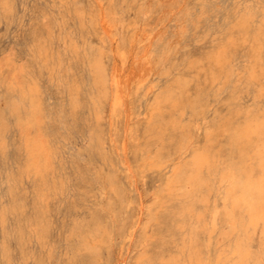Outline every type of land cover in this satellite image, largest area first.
Returning <instances> with one entry per match:
<instances>
[{
	"label": "rangeland",
	"instance_id": "1",
	"mask_svg": "<svg viewBox=\"0 0 264 264\" xmlns=\"http://www.w3.org/2000/svg\"><path fill=\"white\" fill-rule=\"evenodd\" d=\"M0 112V264H238L237 241L264 264L262 223L226 222L220 179L239 156L263 176L264 125L249 148L231 133L264 123V0H0ZM200 150L215 168L191 191L173 177Z\"/></svg>",
	"mask_w": 264,
	"mask_h": 264
},
{
	"label": "bare ground",
	"instance_id": "2",
	"mask_svg": "<svg viewBox=\"0 0 264 264\" xmlns=\"http://www.w3.org/2000/svg\"><path fill=\"white\" fill-rule=\"evenodd\" d=\"M22 1V0H21ZM12 2H13V0H12ZM14 4V3H13ZM13 4H11V5H13ZM4 5H6V4H4ZM83 6V5H82ZM248 6V5H247ZM249 7V6H248ZM5 9V8H4ZM7 10H9V9H7ZM6 13V12H5ZM4 13V14H5ZM12 13V12H11ZM8 14V13H7ZM10 14V13H9ZM5 15H3V17H4ZM7 16V15H6ZM9 16V15H8ZM11 17V16H10ZM3 19V18H2ZM5 20H8V19H5ZM13 19L11 18L10 19V21H12ZM262 21V20H261ZM75 23V22H74ZM254 24V23H253ZM90 25H91V22H90ZM76 26V25H75ZM84 27V26H83ZM222 27H223V25H222ZM254 29V28H253ZM83 30V29H82ZM257 31V30H256ZM86 32V31H85ZM262 36V35H261ZM251 38H253V37H251ZM110 39V38H109ZM254 39V38H253ZM86 40V39H85ZM111 40V39H110ZM65 42V41H64ZM50 43V42H49ZM85 43V42H84ZM84 46H85V44H84ZM94 46V45H93ZM47 48V47H46ZM45 54V53H44ZM142 54V53H141ZM90 58V57H89ZM46 62H47V59H46ZM87 62V61H86ZM89 62V61H88ZM90 63V66H91V68H92V71H93V75H96V79L97 80H99L98 81V83L100 82V83H102L101 82V80H102V77H103V71H102V66H101V64H100V62H99V59L97 58V57H95V58H93L92 60H91V62H89ZM40 65V64H39ZM55 65V64H54ZM42 66V65H41ZM54 68H55V66H53ZM61 67V66H60ZM56 70V69H55ZM61 69L59 68V70H57V71H60ZM105 70V69H104ZM88 71V70H87ZM232 71V70H231ZM66 74V73H65ZM87 74H89V72L87 73ZM58 75V74H57ZM56 75V76H57ZM86 76H88V75H86ZM67 77V76H66ZM85 77V76H84ZM89 77V76H88ZM59 78V77H58ZM108 77H107V75L105 76V78H104V80L105 81H107L108 79H107ZM69 79V78H68ZM67 79V80H68ZM82 79V78H81ZM88 79V78H87ZM89 80V79H88ZM103 80V81H104ZM60 81V80H59ZM85 81V80H84ZM83 81V82H84ZM90 81V80H89ZM113 81V80H112ZM63 82H65V81H63ZM86 83V82H85ZM95 83H97V82H95ZM104 83V82H103ZM102 83V85H105V83L103 84ZM87 84V83H86ZM89 84H91V83H89ZM110 84H111V82H110ZM120 85V84H119ZM64 86H65V84H64ZM83 86V85H82ZM93 87L95 86V84L94 85H92ZM99 86H100V84H99ZM66 87V86H65ZM96 87H98V86H96ZM109 87H110V85H109ZM117 87H118V85H117ZM25 88V87H24ZM89 88V87H88ZM95 88V87H94ZM101 88V87H100ZM111 88V87H110ZM109 88V89H110ZM91 89V88H90ZM95 89H97V88H95ZM103 89H105V88H102V90ZM21 90V89H20ZM87 90V89H86ZM94 91V90H93ZM99 91L100 90H98V94H99ZM23 92V91H22ZM72 92V91H71ZM78 92V91H77ZM89 92V91H88ZM87 92V93H88ZM105 92V91H104ZM103 92V93H104ZM109 92H110V90H109ZM227 92V91H226ZM19 93L21 94V101H22V103H23V101L24 100H26V99H28L29 100V104H30V112H28L29 114L27 115L28 116V119H31V118H33L34 116L35 117H37L36 115L38 114V111H39V105L36 103V101H35V99H34V92H33V90L32 89H29L28 90V92H23V93H21L20 91H19ZM37 93V92H36ZM69 93V92H68ZM90 93L92 94V92L90 91ZM96 93V94H97ZM72 94V93H71ZM90 94V95H91ZM102 94V93H101ZM108 94V93H107ZM18 95V94H17ZM79 95V94H78ZM103 95H105L106 96V94H103ZM111 95V94H110ZM74 96H76V95H74ZM89 96V95H88ZM105 96H103V97H105ZM89 97H96V96H89ZM19 98V97H18ZM97 98H99L98 96H97ZM102 98V97H101ZM106 98V97H105ZM17 99V98H16ZM71 99V98H70ZM76 99H78V98H76ZM100 99V98H99ZM107 99V98H106ZM109 99H110V97H109ZM127 99V98H126ZM13 100V99H12ZM14 100H15V98H14ZM14 100H13V102L11 103V104H14ZM19 100V99H18ZM74 100V99H73ZM103 100H105V99H103ZM259 100V99H258ZM258 100H257V102H258ZM20 101V100H19ZM75 101H78V100H75ZM262 101V100H261ZM259 102L260 104L263 102ZM26 102H27V100H26ZM93 102H94V100H93ZM97 102V101H96ZM96 102H95V104H96ZM122 102V101H121ZM20 103V102H19ZM22 103H20V104H22ZM76 103V102H75ZM100 103H103V101L102 102H100ZM104 104H105V101H104ZM109 104V103H108ZM9 105V104H8ZM15 105V104H14ZM23 105V104H22ZM85 105V104H84ZM114 105V104H113ZM10 106V105H9ZM26 106V105H25ZM96 106H98V105H96ZM96 106H94L93 107V105H92V107H93V109L96 107ZM100 107H101V105H99ZM103 106V105H102ZM253 106V105H252ZM260 106V105H259ZM8 107V106H7ZM27 107V106H26ZM26 107H24V110H25V108ZM255 107V106H254ZM22 108H23V106H22ZM21 108V109H22ZM90 108V107H89ZM103 108V107H102ZM191 108H193V106L191 107ZM16 111L18 110V107H15L14 108ZM9 110H10V108H9ZM91 110V109H90ZM98 110H99V108H98ZM12 111V110H11ZM28 111V110H27ZM95 111H96V108H95ZM102 111V110H101ZM101 111H99V112H101ZM111 111H113L112 110V108H111ZM6 112V111H5ZM99 112H95V113H99ZM1 113V112H0ZM17 113V112H16ZM21 113V112H20ZM27 113V112H26ZM104 113V112H103ZM2 114V113H1ZM1 114H0V116H1ZM5 114V113H4ZM4 114H2L3 116H4ZM9 114H11V112L9 113ZM13 114V113H12ZM22 114H23V112H22ZM18 115H19V111H18ZM17 115V116H18ZM26 115V114H25ZM24 115V116H25ZM100 115V114H99ZM9 116H11V115H9ZM13 116V115H12ZM102 116V115H101ZM100 116V117H101ZM94 117V116H93ZM97 117V116H96ZM189 117V116H188ZM3 118V117H2ZM13 118V117H12ZM14 119V118H13ZM35 119V118H34ZM93 119V118H92ZM192 119V118H191ZM16 121V120H15ZM26 121V120H25ZM28 121V120H27ZM35 121V120H34ZM95 121V120H94ZM29 122V121H28ZM36 122V121H35ZM0 123H1V120H0ZM25 123V122H24ZM23 123V124H24ZM198 123V122H197ZM205 123V122H204ZM26 124V123H25ZM93 124V123H92ZM28 124H26L25 126H27ZM263 125H264V123L263 122H260L259 120H255V121H253V122H251V121H248V122H246L244 125H242V126H239V127H235V128H233L232 129V135H231V138L234 140V141H239V140H242L243 138H245L246 140H248V138H249V140L248 141H246V144H245V147H250L249 145H252V139H250V136L252 137V135L253 134H255V136H257L258 137V134L259 135H262V133H263ZM97 127H98V125H96ZM200 126V125H199ZM22 127V126H21ZM196 127H197V124H196ZM2 128V127H1ZM224 128V127H223ZM86 130H89V129H86ZM94 130V129H93ZM199 130V129H198ZM95 131V130H94ZM95 132H97V131H95ZM199 132V131H198ZM89 133V132H88ZM92 134H94V133H92ZM203 134V133H202ZM201 134V135H202ZM28 136V135H27ZM92 136V135H91ZM194 136V135H193ZM202 136H204V135H202ZM88 137V136H87ZM187 137V136H186ZM3 138V137H2ZM101 138V137H100ZM203 138V137H202ZM0 139H1V137H0ZM30 139V138H29ZM32 139V138H31ZM88 139V138H87ZM90 139H92V138H90ZM95 139V138H94ZM25 140H28V137L27 138H25ZM101 140V139H100ZM103 140V139H102ZM2 141V140H1ZM0 141V143L1 144H3L2 142ZM33 141V140H32ZM31 141V142H32ZM38 141V140H37ZM37 141H34V142H37ZM89 141V140H88ZM192 141V140H191ZM191 141H189V142H191ZM199 141H200V139H199ZM31 142H29V143H31ZM33 142V143H34ZM40 142V141H39ZM42 142V141H41ZM40 142V143H41ZM90 142V141H89ZM259 143H260V141H258ZM28 143V141H26V144ZM91 143H92V140H91ZM91 143H90V145H91ZM26 144H24L23 146H25ZM32 144V143H31ZM36 144V143H35ZM34 144V145H35ZM99 144V143H98ZM103 144V143H102ZM190 144V143H189ZM198 144V143H197ZM196 144V145H197ZM255 144H257V141H256V143ZM4 145V144H3ZM2 145V146H3ZM29 145V144H28ZM89 145V146H90ZM104 145V144H103ZM1 146V145H0ZM187 146V145H186ZM27 147V146H26ZM35 147L36 146H34L33 148H30L29 149V159H31V160H34L35 159V157L36 156H39L40 158H41V153H43V152H40V148L41 147H39V149L37 150V149H35ZM240 147L241 146H239L238 145V147H237V149H238V152H239V150H240ZM38 148V147H37ZM45 148V147H44ZM256 148H258V147H256ZM46 149V148H45ZM103 149V148H102ZM47 150V149H46ZM97 150V149H96ZM230 150V149H229ZM28 151V150H27ZM42 151V150H41ZM43 151H44V149H43ZM45 152V151H44ZM105 152V151H104ZM231 152H233V149H232V151ZM255 152V151H254ZM108 154V153H107ZM252 154H253V152H252ZM125 155V154H124ZM240 155V154H239ZM256 155H258V157L260 158L259 159V167L261 168V169H263V176H262V178L261 179H256V178H254V174H252L253 173V171L251 170V169H248L246 166H245V164H244V162H243V160L241 159V157L242 156H239V158L237 159L238 161L237 162H231V161H229L228 162V165H227V169H225V171H223L222 172V170H221V172H222V174L220 175V179H221V181H228V184H229V186L227 187V189L226 190H224L225 192V199H226V201L228 202V205H229V208H226L227 210H225L226 212H225V215H224V213H223V215L225 216V219H226V222L227 223H229V224H237V226H239L240 224H242L244 221H246V222H248V223H251V226H252V224H254V226H256L257 224L256 223H258L257 221H260L261 223H262V230H261V227L260 228H258V229H260L263 233H264V153H262L261 151L259 152V150L256 152ZM46 156V155H45ZM207 152L205 151V150H200V152H195L194 154H193V156L191 157V159H190V161L189 162H185V163H183V164H181V166L176 170V173H174L175 175H174V179H173V181H179V182H182V185L184 184V185H186V186H188V187H190L191 188V191H193V190H198V191H200L199 189L201 188V186L205 183V180H207L206 178H205V176H206V174H205V176H204V174H202L204 171H203V169H202V166L203 165H205L206 167L208 166L210 169L211 168H215V167H212V165H210L209 163H208V159H207ZM209 157V156H208ZM232 157H233V155H232ZM234 157H235V155H234ZM251 157V156H250ZM253 157V156H252ZM105 158V157H104ZM39 159V158H38ZM103 159V158H102ZM111 159V158H110ZM148 159V158H147ZM146 159V160H147ZM28 160V159H27ZM40 160V159H39ZM38 160V161H39ZM42 160H44L43 159V157H42ZM143 160V159H142ZM152 160V159H151ZM213 161H214V159H212ZM223 159H221V161H222ZM240 160H241V162H240ZM45 161V160H44ZM155 161H156V159H155ZM160 161V160H159ZM210 161H211V159H210ZM217 161H218V159H217ZM26 162V161H25ZM29 162V161H28ZM40 162V161H39ZM146 162V161H145ZM152 162H153V160H152ZM31 163H33V162H31ZM151 163V162H150ZM150 163H149V165H150ZM154 163V162H153ZM152 163V164H153ZM157 163V162H156ZM156 163H154V164H156ZM160 163V162H159ZM217 163V162H216ZM221 163H223V162H221ZM26 164V163H25ZM34 164V163H33ZM43 162H41V165L43 166ZM117 164V163H116ZM145 164V163H144ZM148 164V163H147ZM220 164V163H219ZM35 165V164H34ZM41 165H39V166H41ZM45 165V164H44ZM114 165V164H113ZM222 166H223V164H221ZM28 166V165H27ZM27 166H25V167H27ZM144 167H145V165H143ZM213 166H215V164L213 165ZM29 167V166H28ZM30 167H32L33 168V166H31L30 165ZM45 167V166H44ZM151 167H153V166H151ZM158 167V166H157ZM156 167V168H157ZM205 167V168H206ZM220 167V166H219ZM35 168H36V166H35ZM40 168H42L43 169V167H40ZM46 168V167H45ZM128 168V167H127ZM130 168V167H129ZM128 168V169H129ZM154 168V167H153ZM155 168V169H156ZM216 168H218V164H217V167ZM225 168V167H224ZM31 169V168H30ZM27 170H29V168H27ZM35 171H36V169H34ZM224 170V169H223ZM32 171V170H31ZM46 171V170H45ZM149 171H151V170H149ZM157 171V170H156ZM203 171V172H202ZM207 171V170H206ZM40 172V171H39ZM208 172V171H207ZM209 172H211V171H209ZM29 173V172H28ZM131 173V172H130ZM145 173V172H144ZM171 173V172H170ZM220 173V172H219ZM32 174V173H31ZM36 174H37V172H36ZM216 174V173H215ZM130 175V174H129ZM169 175V174H168ZM152 176V175H151ZM161 176V175H160ZM159 176V177H160ZM172 176V175H171ZM209 176V175H208ZM216 176V175H215ZM214 176V177H215ZM108 177V176H107ZM156 177V176H155ZM167 177V176H166ZM211 177H213V176H211ZM213 177V178H214ZM217 177V176H216ZM215 177V178H216ZM164 178V177H163ZM168 178H169V176H168ZM168 178H166V179H168ZM210 178V177H209ZM158 181V180H157ZM157 181H156V183H157ZM210 181V180H209ZM214 181V180H213ZM13 182V181H12ZM163 182V181H162ZM171 182V181H170ZM219 182V181H218ZM19 183V182H18ZM176 183V182H175ZM214 183H217V181L216 182H214ZM225 183V182H224ZM134 184V183H133ZM160 184H162V183H160ZM159 184V185H160ZM165 184V183H164ZM169 184V183H168ZM115 185H116V183H115ZM114 185V186H115ZM136 185V184H135ZM210 185V184H209ZM209 185H208V188H209ZM217 185H219L218 183H217ZM226 185V184H225ZM224 185V187L226 188V186ZM14 186V185H13ZM161 186V185H160ZM159 186V187H160ZM169 186V185H168ZM204 186V185H203ZM222 186V185H221ZM170 187V186H169ZM200 187V188H199ZM212 187V186H211ZM217 186H215V188H216ZM113 188V187H112ZM115 188V187H114ZM113 188V189H114ZM116 188H117V186H116ZM163 188V187H162ZM171 188V187H170ZM199 188V189H198ZM204 188H206L205 186H204ZM203 188V189H204ZM214 188V187H213ZM218 188V187H217ZM12 189V188H11ZM172 189V188H171ZM181 189H182V186H181ZM185 189V188H184ZM203 189H201V190H203ZM137 190V189H136ZM159 190H160V188H159ZM165 190H169L168 189V187H167V189L165 188ZM219 190V189H218ZM155 191V190H154ZM169 191H171V190H169ZM186 191H187V189H186ZM222 191V190H221ZM13 192V191H12ZM122 192V191H121ZM157 192H159V191H157ZM161 192V191H160ZM202 192V191H201ZM206 192H209V191H206ZM206 192H204V195H206L205 193ZM152 193V192H151ZM162 193H163V191H162ZM188 194H191L190 193V191H188L187 192ZM196 193H197V191H196ZM160 194V193H159ZM199 194H200V192H199ZM210 194V193H209ZM214 194V193H213ZM220 194V193H219ZM218 194V195H219ZM124 195V194H123ZM212 195V194H211ZM217 195V194H216ZM159 196H161V194L159 195ZM223 196V197H224ZM199 197V196H198ZM222 197V198H223ZM13 198V197H12ZM15 198H16V196H15ZM196 198V197H195ZM203 198H205V197H203ZM209 198H210V196H209ZM115 199V198H114ZM156 199V198H155ZM200 199V198H199ZM211 199V198H210ZM215 199V198H214ZM213 199V200H214ZM219 199V198H218ZM12 200V199H11ZM16 200V199H15ZM118 200V199H117ZM123 200V199H122ZM204 200V199H203ZM221 200V199H220ZM222 200H224V199H222ZM124 201V200H123ZM216 202H217V200H216ZM215 202V203H216ZM221 202V201H220ZM226 202V203H227ZM17 203V202H16ZM213 203V202H212ZM225 203V204H226ZM125 204V203H124ZM123 204V205H124ZM210 204V203H209ZM209 204H208V206H209ZM220 204V203H219ZM221 204H222V202H221ZM220 204V207L222 206ZM3 205V204H2ZM13 205V204H12ZM36 205V204H35ZM223 205H224V203H223ZM207 206V209L209 208ZM213 206V205H212ZM215 206V205H214ZM243 207L244 209H245V216H243L242 215V213H240V207ZM39 207V206H38ZM1 208V207H0ZM216 208V207H215ZM225 208V207H224ZM206 209V210H207ZM212 210H213V208H211ZM122 210H123V208H122ZM219 210V209H218ZM237 210V211H236ZM239 210V211H238ZM243 210V209H242ZM242 210H241V212H242ZM5 212V211H4ZM125 211H123V213H124ZM213 212V211H212ZM21 213V212H20ZM219 213V212H218ZM23 214V213H22ZM203 214V213H202ZM205 214V213H204ZM222 214V213H221ZM3 215H4V213H3ZM191 215V214H190ZM189 215V216H190ZM195 215V214H194ZM5 216V215H4ZM125 216V215H124ZM193 216V215H192ZM213 216V215H212ZM25 217V216H24ZM23 217V218H24ZM40 217V216H39ZM117 217V216H116ZM120 217V216H119ZM119 217H118V219H119ZM128 217V216H127ZM203 217V216H202ZM219 217H220V215H219ZM221 217H222V215H221ZM129 218V217H128ZM128 218H126V219H128ZM201 218V217H200ZM206 218V217H205ZM208 218V217H207ZM215 218V217H214ZM28 219V218H27ZM122 219V218H121ZM121 219H120V222H121ZM198 219V218H197ZM211 219V218H210ZM216 219H217V216H216ZM21 220V219H20ZM129 220V219H128ZM201 220V222L203 221L202 219H200ZM208 220V219H207ZM212 220V219H211ZM221 221L223 220V218L222 219H220ZM101 222V221H100ZM100 222H98L97 221V223H100ZM204 222V221H203ZM212 222V221H211ZM223 222V221H222ZM118 223V222H117ZM126 223H127V221H126ZM205 223V222H204ZM227 223H225V225L227 224ZM206 224V223H205ZM209 224V223H208ZM223 224V223H222ZM256 224V225H255ZM105 224H103V226H104ZM107 225H109V224H107ZM117 225V224H116ZM115 225V226H116ZM184 225V224H183ZM188 224H186V226H187ZM190 225V224H189ZM188 225V226H189ZM211 225V224H210ZM221 225V224H220ZM95 226V225H94ZM93 226V227H94ZM199 226V225H198ZM203 226V225H202ZM212 226V225H211ZM245 226V225H244ZM44 227V226H43ZM74 227V226H73ZM78 227V226H77ZM93 227H91V228H93ZM99 227V226H98ZM97 227V228H98ZM108 227V226H107ZM117 227V226H116ZM119 227V226H118ZM123 227H124V225H123ZM184 227V226H183ZM204 227V226H203ZM206 227H207V225H206ZM219 227V226H218ZM224 227V226H223ZM230 227V226H229ZM78 228H80V227H78ZM96 228V227H95ZM92 229V230H96V229ZM101 228H103L102 227V225H101ZM110 227H108L107 229H109ZM125 228V227H124ZM131 228V227H130ZM192 228V227H191ZM195 228H196V226H195ZM200 228V227H199ZM212 228V227H211ZM220 228H222V227H220ZM247 228V227H246ZM114 229V228H113ZM118 229V228H117ZM122 229V228H121ZM193 229V228H192ZM197 229V228H196ZM202 229V228H201ZM227 229V228H226ZM229 229V228H228ZM249 229V228H248ZM253 229H255V228H253ZM75 230H78V229H75ZM112 230V229H111ZM191 230V229H190ZM194 230V229H193ZM197 230H199V231H201L200 229H197ZM243 230V229H242ZM242 230H241V232H242ZM252 230V229H251ZM16 231V230H15ZM73 231V230H72ZM79 231V230H78ZM103 231V230H102ZM202 231H203V229H202ZM212 231V230H211ZM233 230L231 229V233H233L232 232ZM237 231V230H236ZM16 232H18V231H16ZM96 232V231H95ZM94 232V233H95ZM98 232V231H97ZM107 232H108V230H107ZM116 232V231H115ZM133 232V231H132ZM198 232V231H197ZM218 232V231H217ZM219 232H220V229H219ZM245 232V231H244ZM255 232V231H254ZM261 232V233H262ZM69 233H70V231H69ZM74 233V232H73ZM77 233V232H76ZM84 233V235H85V232H83ZM91 233H93V232H91ZM93 233V234H94ZM102 233L103 232H101V235H102ZM113 234H114V232H112ZM111 233V234H112ZM193 233H196V232H193ZM205 233V232H204ZM203 233V234H204ZM222 233H224L223 232V230H222ZM221 233V234H222ZM230 233V234H231ZM239 234H240V232H238ZM246 233H247V231H246ZM249 233V232H248ZM107 234V233H106ZM116 234V233H115ZM114 234V235H115ZM122 234V233H121ZM120 234V235H121ZM191 234V233H190ZM200 234V233H199ZM202 234V233H201ZM216 234V233H215ZM217 234H219V233H217ZM227 234V233H226ZM225 234V235H226ZM250 234H251V231H250ZM249 234V235H250ZM70 235V234H69ZM74 235H75V233H74ZM79 234H77V236H78ZM119 235V234H118ZM133 235V234H132ZM193 235V234H192ZM197 235H198V233H197ZM197 235H195V236H197ZM210 235H211V233H210ZM228 235H229V231H228ZM253 235H254V233H253ZM72 236V235H71ZM89 236V235H88ZM87 236V237H88ZM116 236V235H115ZM123 236H125V235H123ZM206 236V235H205ZM218 236V235H217ZM220 236V235H219ZM222 236V235H221ZM221 236H220V240H221ZM251 236V235H250ZM79 237V236H78ZM81 237H83V236H81ZM99 237V236H98ZM132 237V236H131ZM208 237V236H207ZM212 236H210V238H211ZM76 238V237H75ZM86 238V237H85ZM90 238V237H89ZM96 238V237H95ZM224 238V237H223ZM228 238V237H227ZM244 238V237H243ZM247 238H248V236H247ZM93 239V238H92ZM111 239V238H110ZM132 239V238H131ZM217 239V238H216ZM218 239H219V237H218ZM217 239V240H218ZM237 239H238V237H237ZM236 239V240H237ZM82 240V239H81ZM94 240V239H93ZM96 240H98V238L96 239ZM208 240H209V242H210V239L208 238ZM235 240V241H236ZM241 240V239H240ZM249 239H247V241H248ZM75 241H76V239H75ZM80 241V240H79ZM78 241V242H79ZM84 241H87L86 239L84 240ZM89 241V240H88ZM204 241V240H203ZM216 241V240H215ZM214 241V242H215ZM226 241V240H225ZM225 241H224V243H225ZM235 241H232V242H234L233 244H235L236 242ZM78 242H77V244H78ZM90 242V241H89ZM95 242V241H94ZM131 242V240L129 241V243ZM213 242V241H212ZM211 242V243H212ZM230 242V241H229ZM250 242V241H249ZM248 242V243H249ZM99 243H101V242H99ZM237 243H238V245L236 246V253H237V255H236V257H238L239 258V260H237V258H236V260L238 261V264H246V261H245V258H246V256L248 255V254H246L245 253V249L241 246V244H239V242L237 241ZM236 243V244H237ZM243 243H244V240H243ZM247 243V242H246ZM82 244V243H81ZM204 244V243H203ZM205 244H206V242H205ZM218 244V243H217ZM222 244V243H221ZM227 244V243H226ZM235 244V245H236ZM76 245V244H75ZM93 245H95V244H93ZM213 245H215L214 243H213ZM227 245H229V244H227ZM250 245V244H249ZM249 245H248V247H249ZM78 246V245H77ZM97 246V245H96ZM204 246V245H203ZM232 246V245H231ZM81 247V246H80ZM94 247V246H93ZM130 247V246H129ZM129 247H128V249H129ZM214 247V246H213ZM223 247V246H222ZM229 247V246H228ZM227 247V248H228ZM78 248V247H77ZM76 248V249H77ZM221 248V247H220ZM226 248V249H227ZM75 249V248H74ZM76 249H75V251H76ZM207 249V248H206ZM205 249V250H206ZM249 249H251V248H249ZM90 250V249H89ZM125 250V249H124ZM234 250V249H233ZM80 251V250H79ZM219 250H217V252H218ZM228 251V250H227ZM230 251H231V249H230ZM229 251V252H230ZM250 251V250H249ZM78 252V251H77ZM76 252V253H77ZM126 253H127V249H126V251H125ZM216 252V253H217ZM235 252V251H234ZM219 253V252H218ZM217 253V254H218ZM222 253V252H221ZM225 253V252H224ZM235 253V254H236ZM250 253V252H249ZM75 254V253H74ZM76 255V254H75ZM215 255V254H214ZM213 255V256H214ZM221 255V254H220ZM228 255V254H227ZM82 256V255H81ZM218 256V255H217ZM225 256V255H224ZM230 256V255H229ZM233 256V255H232ZM187 257H189V255L187 256ZM204 257H206V256H204ZM219 257V256H218ZM190 258H191V256H190ZM189 258V259H190ZM192 258H194V257H192ZM207 258V257H206ZM214 258H216V257H214ZM226 258V257H225ZM232 258V257H231ZM217 259V258H216ZM199 260H201V258L199 259ZM202 260H203V258H202ZM206 260V259H205ZM208 260V259H207ZM224 260V259H223ZM222 260V261H223ZM254 260H256V258L254 259ZM216 261V260H215ZM222 261H221V263H222ZM210 262V261H209ZM213 262H214V260H213ZM217 262H218V259H217ZM228 262H229V260H228ZM258 262V261H257ZM234 263V262H233ZM97 264V263H96ZM210 264V263H209ZM217 264H219V263H217ZM229 264V263H228ZM235 264V263H234Z\"/></svg>",
	"mask_w": 264,
	"mask_h": 264
}]
</instances>
